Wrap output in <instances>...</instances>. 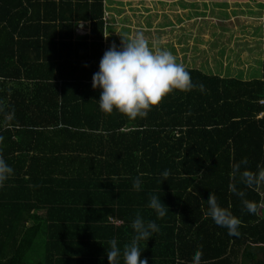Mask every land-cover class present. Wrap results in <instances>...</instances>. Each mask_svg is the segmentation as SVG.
<instances>
[{
  "label": "trees",
  "instance_id": "obj_1",
  "mask_svg": "<svg viewBox=\"0 0 264 264\" xmlns=\"http://www.w3.org/2000/svg\"><path fill=\"white\" fill-rule=\"evenodd\" d=\"M82 23L89 34L76 39ZM106 24L105 0H0V152L14 169L0 189V264H109L113 238L124 264L137 215L160 228L140 241L149 264H188L192 251L206 264H264L261 183L243 177L264 170V66L251 81L186 68L193 90L146 118L106 114L92 85ZM210 193L240 219L239 235L207 215Z\"/></svg>",
  "mask_w": 264,
  "mask_h": 264
},
{
  "label": "clouds",
  "instance_id": "obj_2",
  "mask_svg": "<svg viewBox=\"0 0 264 264\" xmlns=\"http://www.w3.org/2000/svg\"><path fill=\"white\" fill-rule=\"evenodd\" d=\"M92 85L94 89L99 90L98 103L101 111L112 114L115 110L130 120L146 118L149 112L174 90L191 92L195 87L184 65L178 63L168 50H153L142 34H138L130 42H124L119 48L113 45L105 51L99 70L93 75ZM200 87L203 89V85ZM263 116L264 114L261 115ZM2 140L0 137V143ZM243 163L246 164L247 161ZM13 174L14 169L0 152V189ZM168 175L167 171L163 173L165 177ZM243 177L249 186L261 183L264 182V170L258 174L245 171ZM142 184V179L136 177L133 189L141 191ZM232 190L235 191L234 188ZM207 200V215L218 226L227 228L230 235H239L240 219L221 207L214 194L210 193ZM244 203L248 212L256 213V203L251 201ZM148 207L154 210L159 218L165 217L169 212V208L158 195L150 197ZM132 228L135 237L131 244L124 246V264H149L147 258H142L144 251L141 250L140 241H149L160 228L155 221H145L140 215L133 221ZM109 244L110 250L106 253L109 264H120L121 248L117 239L113 238ZM202 255V252L197 251L192 258V264H202Z\"/></svg>",
  "mask_w": 264,
  "mask_h": 264
},
{
  "label": "rangeland",
  "instance_id": "obj_3",
  "mask_svg": "<svg viewBox=\"0 0 264 264\" xmlns=\"http://www.w3.org/2000/svg\"><path fill=\"white\" fill-rule=\"evenodd\" d=\"M172 5H174L173 8L170 5L161 3H138L136 5L138 12L134 15V19L130 16V13L126 12V9L114 7L117 12L114 17V23L118 27L119 33L115 39L116 43L120 47L124 42H130L138 34H142L149 41V45L153 50H168L174 55L176 61L181 64L184 63L186 65L188 62L197 64L198 61H201V64H203L205 62L207 63L209 58L212 57V53H210L212 50H219L215 48L219 45H214L218 33L221 35L226 30H230L231 26L241 27L239 24L247 25L245 19H251L254 16H260L262 14L261 10L256 13H249L246 9L242 10L238 7H231L232 5L227 7L213 5L212 3H198L197 6H192L193 3L186 2H181L180 4L174 3ZM255 22L256 29H264L262 19L261 21ZM123 29L129 32L127 37L123 35ZM254 33L256 36L254 41L257 42L260 39L261 42L263 39L259 37L260 34L258 31ZM222 39L224 40V38ZM202 40H204V43H209L205 52H203L204 50H199ZM243 40L244 38L238 43V51L240 54L244 52V44H241ZM221 62L220 60V63L216 61L212 64L218 68L219 72L221 70ZM260 187L261 190H264V182H261Z\"/></svg>",
  "mask_w": 264,
  "mask_h": 264
},
{
  "label": "crops",
  "instance_id": "obj_4",
  "mask_svg": "<svg viewBox=\"0 0 264 264\" xmlns=\"http://www.w3.org/2000/svg\"><path fill=\"white\" fill-rule=\"evenodd\" d=\"M176 1L167 2V1H156V0H123V1L105 0V13H106V22H107L106 24V51L109 49L111 45L112 46L115 45L116 47L119 48V45L115 41L119 33L117 29L118 27H116L114 23V17L117 14V12L115 11L116 8L114 7L126 9V12L130 13V16H132V18L134 19L135 18L134 15L137 14L138 12L137 11L138 9L136 6L138 3H141V4H144V2L146 3L150 2L152 4L161 3L164 5H170V7L172 8L174 6L172 4L174 3H178V4H180L181 2L189 3L185 0H176ZM198 3H202V4L212 3L213 5L222 4L221 6H227V7L229 5H232L231 7H235V8L238 7L242 10L246 9V11L249 13H256L257 11L261 10L262 14L260 16L257 15L258 17L254 16L256 17V19H254V17H252L251 19H245L247 21V25L239 24L241 27L231 26L230 30H226V32L222 33L221 35L217 32L218 37L214 45H219L218 47L217 46L215 47L219 50H214V51L212 50V52H210L212 53L211 54L212 57L209 58V61L203 64H201V61H198L197 64L188 62L186 63V65H184L183 63L184 67L187 69L200 70L208 75H218L226 79H238L242 81H251V80L262 78L263 77V66H264V29L263 28H262L263 30L261 28L256 29L254 23H256L255 21H261V19L264 22V2L255 3V2L227 1V2H198ZM71 16H72V13L69 17ZM89 28H90L89 23H82L78 25V27H76V39L79 37L87 36L90 31ZM122 31H123V35L127 37V34H129V32L126 31L125 29H123ZM256 31H258V33L260 34L259 37L263 39L261 42H260V39H258L257 42L254 41L256 39L254 32ZM131 32H132V29H131ZM240 37L241 39L244 38V40L241 42V44H244L243 46L244 52H242V54H240L238 51V43L241 40ZM222 38H224V40ZM113 40L115 43L113 42ZM208 45L209 43L208 44L207 42L204 43V40H202L199 50L200 51L204 50L203 52H205L206 48H208ZM220 60L222 61L221 62L222 64H220L221 70L219 72L218 68L214 67L212 64H214L216 61L220 63ZM260 192L263 195V201H262V206H261L259 213L264 218V190L260 189ZM195 253L196 252L194 251L190 252V257L189 259L186 260V263L192 264V258ZM258 257L263 259L264 254H259ZM146 258L149 261H151V257L146 256ZM231 259L234 262L236 261L240 262L241 257L240 255H235V256H232ZM213 261L215 260H212L211 257H207V260L205 262V256L203 253V262H205V264L211 263Z\"/></svg>",
  "mask_w": 264,
  "mask_h": 264
},
{
  "label": "built area",
  "instance_id": "obj_5",
  "mask_svg": "<svg viewBox=\"0 0 264 264\" xmlns=\"http://www.w3.org/2000/svg\"><path fill=\"white\" fill-rule=\"evenodd\" d=\"M262 104H264V102H262ZM117 225H122V223L121 222H118Z\"/></svg>",
  "mask_w": 264,
  "mask_h": 264
}]
</instances>
